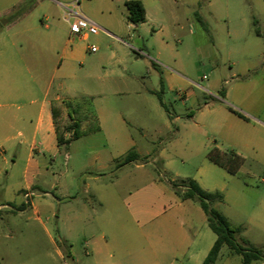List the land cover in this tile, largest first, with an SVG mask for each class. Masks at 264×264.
Here are the masks:
<instances>
[{
    "label": "rangeland",
    "instance_id": "obj_1",
    "mask_svg": "<svg viewBox=\"0 0 264 264\" xmlns=\"http://www.w3.org/2000/svg\"><path fill=\"white\" fill-rule=\"evenodd\" d=\"M57 1L0 0V102H6L7 85L10 91L22 88L21 98L7 99L14 108L33 107L28 101H41L48 91L47 99L62 97L65 111L71 100L82 111L91 110L102 129L90 131V122L84 123L85 133L67 148L57 145L54 134L38 139L35 150L20 137L0 142L2 263L99 264L100 258L134 264L144 253L135 245L137 258L128 252L137 234L130 193L146 191L142 202L156 213L176 193L173 181L187 177L221 191L224 199L214 206L239 228L237 240L264 252V0H146L154 19L137 26L126 18L125 0ZM74 2L76 11L110 33L102 29L70 40L65 13ZM145 43L184 80L167 82L161 90L158 64L136 51ZM93 45L97 49L89 50ZM71 47L86 54L83 62L69 55ZM225 92L228 104L251 124L230 116L216 126L224 120ZM219 147L245 154L237 173L208 158ZM130 150L149 151L156 159L120 165ZM27 184L36 185L30 198L22 191ZM27 200L34 206L20 210ZM199 229L203 242L215 238L206 221ZM114 233L117 244L107 251L112 258L98 257L91 242H110ZM172 260L164 263L180 264ZM182 262L196 264L188 257ZM241 262V255L224 245L216 263Z\"/></svg>",
    "mask_w": 264,
    "mask_h": 264
},
{
    "label": "crops",
    "instance_id": "obj_2",
    "mask_svg": "<svg viewBox=\"0 0 264 264\" xmlns=\"http://www.w3.org/2000/svg\"><path fill=\"white\" fill-rule=\"evenodd\" d=\"M142 1L146 8V20L140 23L141 25L147 23L148 21H152L154 19L151 16V12L148 10L146 0H142ZM57 3L61 5L62 2L61 0H58ZM67 13L68 12L65 13L66 20H68L66 17ZM24 15L25 14H22L19 17H23ZM87 17L91 19L93 22H95L89 16ZM101 28L110 33V31L107 30L106 28L103 27ZM163 29H164V25L161 24L160 30ZM67 35L69 39L73 40L74 42L81 41L89 36V34L71 35L69 32V25H68ZM114 36L116 38H119L116 35ZM125 46L127 45L125 44ZM88 49L91 50L90 46H88ZM152 50H153L152 46L145 43L143 48L137 49L136 51L138 52L139 55H147L150 59L154 60L158 64V66L156 67V72L158 74V77H161L160 78L161 90H163L164 84L167 82L180 83L182 80H184V77L177 68L170 65L165 60H162L159 50L156 52V55L154 57L151 52ZM64 51H66V49H64ZM18 52H19L18 45L16 43H13L12 44L13 55L15 54L17 55ZM68 52L71 57L78 59L81 62H83V60L86 57V54L83 51H81L79 48L71 47L68 50ZM62 67H63V62L61 61L59 64V68L61 69ZM148 71L151 73L152 70L150 67H148ZM3 77L5 79V84H7L8 75H4ZM133 77L136 76L134 75ZM19 89L22 88L19 86H15L12 87L10 91L9 85H7V87L4 88L5 91L4 98L6 99V102L5 101L0 102V108L3 110L0 113V142L1 143L10 142L12 144L15 139L20 137L21 141H23L22 139H24L25 141H29L31 143L32 150H35L36 149L35 145L38 139H44L47 135L50 134H54L56 139V132L52 118L51 103L53 100H59L62 97L56 95L54 98L47 99L48 96V91H47L45 97L41 101H37L35 99H30L28 101V104H30L33 107H26L24 105L26 103H23L17 105L16 108H14L13 106H15V104L7 102V99H9L10 97L11 99H16V100L21 98L23 94L21 90L19 91ZM122 92H123L122 90L117 91V93H122ZM141 94L142 91L138 93V95ZM222 97L223 99H221V102L225 106L224 109L225 111L222 114L224 120H219L216 126H221L224 123V121L226 120L228 121L230 119V116H236L237 118L245 122V124H251V121L249 120L248 116L244 114L247 117L245 119L230 109L231 106L226 101L227 99L226 92ZM34 107H36V109ZM255 117L261 119L260 116H255ZM174 119L175 118L172 117V121ZM29 129H31L32 133L29 131ZM218 149L223 150L220 147ZM224 151H234L240 154L245 160L244 157L245 154L241 151H236L235 149L224 150ZM138 153L144 159L143 160L138 159L133 161H139L144 163L150 161V159H152L153 161H155L156 159L155 157L156 154H154L152 157V153L149 151L147 152L139 151ZM32 156L33 155H31V157ZM120 165H123L122 162L120 163ZM35 186H36L35 184L34 185L27 184L26 188L22 190L25 193L24 194L25 197L30 198L32 196L33 194L32 190ZM109 190H111L109 192L110 197L114 199L115 189L111 188ZM141 190H145V188H142ZM139 191L140 190L136 191L135 193L131 192L129 196V198L134 199V205L131 206L134 215L133 217L134 224L133 223L132 224L134 225V228L137 230V234L132 236L131 239L133 244L129 246L128 252L134 255V258L135 257L137 258L138 255H137V250L134 248L135 245L137 248H139L138 250L139 252L144 253L143 256L141 257L138 256V259L134 261V264H165L164 259L168 257H171V259H173L171 263H173L174 260L175 261L179 260L180 264H184V262L182 261H184V259L188 257L189 260L190 259L194 260L196 264H202L216 240L215 233H214L215 238L210 239L208 237V240L206 239L204 240V242L202 237H200L201 232L199 231L201 229L199 228L203 225L205 221L207 222V217L202 207L196 206L192 199H182L180 196H177L176 193H174L173 196H169V204H167V206L160 207V209L156 213H154L152 210L153 207L151 205H148L147 207V205L143 204L142 202L143 200L145 201L146 199L145 198V195H147L146 191L145 192L143 191L139 192ZM23 203H27L26 208L28 206H34L33 202L30 200H27ZM100 203L101 205L104 204V200L102 198ZM2 204H8V202H4ZM190 215L196 216L198 220H200L199 226L194 224V218L193 217L190 218ZM120 225L123 226L122 224ZM162 229L166 231L165 235L162 234L161 232L159 233V231ZM194 231H196V233ZM117 240L118 237L114 233L113 239L110 242L109 240L105 242L100 240H93L91 243L93 244L94 250L96 251L98 257L100 255L103 256L104 254L105 255L104 259L108 260L112 258V254L107 253V251L111 249L112 246L117 244L116 243ZM156 245H159V247H161V251H158ZM168 245H170V249H167ZM192 245L196 246V250H191ZM104 250H106L105 251L106 253L103 252ZM97 262L99 264L105 263L100 258L97 259ZM105 264H121V263L108 260Z\"/></svg>",
    "mask_w": 264,
    "mask_h": 264
},
{
    "label": "trees",
    "instance_id": "obj_3",
    "mask_svg": "<svg viewBox=\"0 0 264 264\" xmlns=\"http://www.w3.org/2000/svg\"><path fill=\"white\" fill-rule=\"evenodd\" d=\"M125 5L128 11L126 18L130 24L137 26L146 20V8L142 0H126ZM68 107L69 109L65 111L61 101L53 100L51 103L57 145L65 148L69 146L73 139L85 133L82 128L84 123L90 122V131L101 130L99 119L91 110L82 111L81 106L75 104L72 100ZM230 109L239 116L247 118L236 109L232 107ZM208 158L214 163L225 167L232 174L237 173L244 161L240 154L218 148L211 149L208 152ZM138 159L143 160L144 158L135 150H130L123 159L122 164ZM172 185L182 199H192L199 202L206 214L208 226L216 234V240L202 264H217L219 253L224 245L229 246L232 252L241 255V264H252L254 261L264 259L262 249L243 246L237 240L236 234L239 228L233 227L228 217L214 206V203L224 199L221 191L206 190L195 178L191 177L181 179L179 184L173 181ZM26 206L27 203H23L18 208L22 210ZM0 264H3L1 258Z\"/></svg>",
    "mask_w": 264,
    "mask_h": 264
},
{
    "label": "built area",
    "instance_id": "obj_4",
    "mask_svg": "<svg viewBox=\"0 0 264 264\" xmlns=\"http://www.w3.org/2000/svg\"><path fill=\"white\" fill-rule=\"evenodd\" d=\"M78 7V2H74L66 6L68 9V13L66 15L69 20V32L71 35H88L91 33H99L102 28L89 19L87 16L82 13L76 11L75 9ZM91 51H95L97 49L96 46L90 47Z\"/></svg>",
    "mask_w": 264,
    "mask_h": 264
},
{
    "label": "water",
    "instance_id": "obj_5",
    "mask_svg": "<svg viewBox=\"0 0 264 264\" xmlns=\"http://www.w3.org/2000/svg\"><path fill=\"white\" fill-rule=\"evenodd\" d=\"M4 22V21H3Z\"/></svg>",
    "mask_w": 264,
    "mask_h": 264
}]
</instances>
